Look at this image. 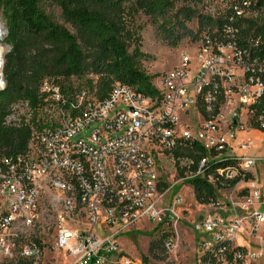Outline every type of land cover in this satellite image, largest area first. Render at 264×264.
Masks as SVG:
<instances>
[{
  "label": "built area",
  "instance_id": "1",
  "mask_svg": "<svg viewBox=\"0 0 264 264\" xmlns=\"http://www.w3.org/2000/svg\"><path fill=\"white\" fill-rule=\"evenodd\" d=\"M235 14L242 12L235 9ZM1 29L0 22V40ZM226 33L224 41L192 47L196 63L184 52L174 69L156 76L155 96L122 84L102 100L82 94L76 107L59 113L54 126L34 135L26 154L1 161L0 264L19 258L39 264L52 229L57 250L71 264H145L122 250L119 236L140 225L156 228L171 219L172 200L175 206L182 203L162 178L166 164L177 173L173 151L178 139L234 156L228 142H251L238 140L250 132L264 135V107H258L264 96V62L239 47L235 30ZM43 92L61 101L51 82L44 83ZM234 157L247 172L263 160ZM206 164L201 161L199 173ZM251 189V203L264 204V185ZM44 208L56 215L50 224ZM253 218L264 223L262 213ZM246 224L250 217L237 214L201 218L195 231L211 241L204 243L199 264L207 255L215 264L241 263L247 251L232 242ZM173 238L168 251L175 248ZM252 256L260 258L264 251Z\"/></svg>",
  "mask_w": 264,
  "mask_h": 264
},
{
  "label": "trees",
  "instance_id": "2",
  "mask_svg": "<svg viewBox=\"0 0 264 264\" xmlns=\"http://www.w3.org/2000/svg\"><path fill=\"white\" fill-rule=\"evenodd\" d=\"M208 1L224 2L227 11L209 12ZM184 2L189 6L180 8L168 24L157 23L158 34L169 47L177 48L186 39L195 44L221 42L231 28L239 47L264 62V0H0V16L7 30L3 42L10 48L4 56L5 86L0 90V163L26 154L34 135L54 126L59 113L76 107L82 94L102 100L115 84H122L155 96L156 76L141 69L146 55L126 17L142 12L159 20ZM202 5L203 10L197 9ZM55 8L64 23L50 12ZM235 9L242 15L237 16ZM248 12H258L257 20L242 17ZM193 22L196 30L189 27ZM47 81L59 90L60 102L43 92ZM259 103V108L264 107V96ZM173 159L177 179L193 189L200 205L215 207L218 191L254 180L251 172L240 168L236 157L208 151L199 142L178 139ZM204 159L207 164L199 173ZM166 222L155 228L159 236L151 242L144 262L167 259L166 244L173 232L163 229ZM237 250L246 252L242 247ZM200 259L203 264H215L208 255ZM13 264L32 262L19 258Z\"/></svg>",
  "mask_w": 264,
  "mask_h": 264
},
{
  "label": "rangeland",
  "instance_id": "3",
  "mask_svg": "<svg viewBox=\"0 0 264 264\" xmlns=\"http://www.w3.org/2000/svg\"><path fill=\"white\" fill-rule=\"evenodd\" d=\"M184 6H189V3L184 2L176 4L166 18H160L159 20L152 19L142 12L126 17L128 24L138 33L137 36H139L138 38L140 39L141 52L146 55V58L141 63V69L147 75L154 77L171 71L178 65L184 52H187L192 62L196 63L197 52L194 51L192 47H197V43H192L189 39H186L182 41L177 48H171L158 34L157 23L159 25L168 24L177 11ZM202 7L204 6H198L197 9L203 10ZM226 7V4L222 1L210 2L208 5L209 12L213 14L227 11ZM50 12L57 21L64 23L58 8L51 9ZM242 17L257 20L258 12H248ZM0 22L2 24L1 32L3 35L2 40H0V47L3 49L4 59V56L10 51V48L3 42L7 35V30L1 16ZM189 27L196 30L197 23L193 22L189 24ZM3 66L4 62L1 66L2 79ZM249 136L255 138L253 141L255 143L249 146L251 155L264 157V135H259L262 137L263 142L253 134ZM251 173L253 174L254 180L247 183L242 182L231 190L218 191V205L214 207L198 204L192 193V188L188 185H182V181L177 179V173L173 165L166 164L163 169L162 178L172 185L182 200V203L177 206L174 205L173 200L171 201V209L167 212V218L169 217L171 219H167V222L163 225L164 230L173 232V243L175 248L168 252V257L165 261H157L150 258L148 262H143L145 264H199V257L204 252V243L207 241L210 242L211 236L196 232L195 225L201 218L210 214L225 219H232L237 214L250 217V224H246L232 242L234 248L240 246L247 251L242 262L237 264H264V256L260 258H254L252 256V253L255 251H264V223H257L255 218H253L255 213L264 214V204H252L250 200L252 185H264V158ZM170 200L168 198L165 204L170 203ZM45 208L43 209V217L50 224V222L55 219L56 215L47 214ZM54 233L55 231L52 229L50 237H45L43 257L39 264H71L73 260L68 258L63 252L57 250L55 240L53 239ZM43 235L42 233V236ZM158 236L159 234L156 233L154 226L140 225L135 231L119 236V240L122 250L129 257L142 261L149 256V246Z\"/></svg>",
  "mask_w": 264,
  "mask_h": 264
},
{
  "label": "crops",
  "instance_id": "4",
  "mask_svg": "<svg viewBox=\"0 0 264 264\" xmlns=\"http://www.w3.org/2000/svg\"><path fill=\"white\" fill-rule=\"evenodd\" d=\"M255 135L257 136L256 138L260 139L261 142H263V139L261 136L259 135H262V134H256V133H253V132H250L248 134H241L238 138V140L240 141H247V140H250L251 142H228V146H229V155H234V156H248V157H254V158H260V159H263L264 157H256L254 155H251L250 153V150H249V146L250 145H253L255 142L254 139L252 136H249V135ZM242 144H247L248 146L247 147H240ZM192 193H193V189H192Z\"/></svg>",
  "mask_w": 264,
  "mask_h": 264
},
{
  "label": "bare ground",
  "instance_id": "5",
  "mask_svg": "<svg viewBox=\"0 0 264 264\" xmlns=\"http://www.w3.org/2000/svg\"><path fill=\"white\" fill-rule=\"evenodd\" d=\"M2 63H3V49L0 47V88L3 87V79H2V75H1Z\"/></svg>",
  "mask_w": 264,
  "mask_h": 264
},
{
  "label": "water",
  "instance_id": "6",
  "mask_svg": "<svg viewBox=\"0 0 264 264\" xmlns=\"http://www.w3.org/2000/svg\"><path fill=\"white\" fill-rule=\"evenodd\" d=\"M3 62H4V59H3ZM3 86H5V83H4V81H3ZM4 87H2V88H0V90H2Z\"/></svg>",
  "mask_w": 264,
  "mask_h": 264
}]
</instances>
